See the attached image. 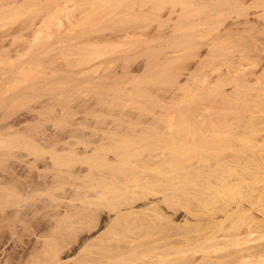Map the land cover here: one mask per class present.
I'll use <instances>...</instances> for the list:
<instances>
[{
	"label": "bare ground",
	"instance_id": "bare-ground-1",
	"mask_svg": "<svg viewBox=\"0 0 264 264\" xmlns=\"http://www.w3.org/2000/svg\"><path fill=\"white\" fill-rule=\"evenodd\" d=\"M23 1L25 0L22 1L0 0V19L2 18L1 19L2 21L6 20V19L3 20V17L4 18L9 17L8 19H10L9 14H11V12L14 11L15 9L9 12V10H7L8 7L12 9L13 7L12 5H16V7L14 6V8L17 9L18 4H22L20 7L22 6L25 7V5L27 7V3L26 4L24 3L30 2L31 0L29 1L26 0L24 3ZM39 1L40 0H38V3H36V1L33 0L31 1V3L28 4H30L31 7L33 6L32 9L35 11L36 9H34V5L35 7L38 8L40 4ZM45 1H47L48 4L50 0L49 1L45 0ZM45 1L43 0V3ZM58 1L59 0H57L56 3L52 4L51 6H48V8L45 10L44 8L47 7L46 6L47 4H45L46 2L44 3L45 5L40 4L41 7L42 5L43 7L45 6L44 8L43 7L42 8L46 13L43 14L44 16L40 17V14L42 13L40 10L42 9L40 10L38 9V11L40 12L36 11V14L39 13L37 14L38 22L32 20L35 22L33 23L31 20L30 21L27 20L29 23L31 22L30 23L32 24L31 26L29 25L28 22L27 23L25 22L23 24L21 23L24 26L26 24V26L30 30L25 28L26 26L22 27L21 24H20L21 25L20 28L18 27H17L18 29L16 28L17 30L15 28L10 29L11 28L10 26L8 29L7 28L8 25L6 26L7 22H5L6 24H3V22H1V24L3 25L2 26L3 29L5 30L7 28L9 31L7 29L6 30L10 33V35H7L8 33L7 31H4L5 33L3 31H0L1 32L0 56L3 54L5 56L6 54V52H4L3 50L6 49L5 47H7L8 45L7 43L5 44V42L8 40L7 36L11 37L14 35H18V34L11 35V32L16 33L18 32V30H20L19 32H21V28L22 30H24L25 28V30H28L30 32L32 28L33 32H30V34L32 35L33 33L34 34L33 36L37 37V35L40 34V32H43L44 30L41 27L43 25L47 27V24L52 22L53 24H56L55 27L58 25L59 29L61 26L63 27L65 22H67L63 27L64 29L67 28L66 25L69 26L70 24V22L68 21L69 19L67 21L66 19L65 20L63 19L65 21L63 22L62 19L57 20V18L58 17L61 18V12L64 11V5L65 6L68 5H66L65 3L63 5V8H61L62 5L59 3L60 1L59 2ZM111 1H113L116 4L118 2L122 3L120 5L119 3L117 4L119 5L118 7L120 11H122L121 8H123L121 7V5L124 4L126 7L127 4V3L126 4L123 3L126 0H123V2L122 0L120 1L118 0L117 2L115 0H86V1L83 0V3L87 2L85 3L86 5L88 3H91L93 7L92 8L93 11L92 9L90 11L88 5L91 4H88L86 7L87 9L84 10L83 12L85 13V11L89 9V13L87 12L89 16L91 13V15L94 16V19L99 20V17L101 18L102 11L106 9L105 8L106 6L108 9L107 4H109ZM127 1L129 2V0ZM151 1L153 0H150V2ZM157 1L158 3L164 4L162 0H157ZM175 1H178L179 3L181 2L182 5H184L185 3L184 0H175ZM185 1L186 3L183 6L184 9L186 5H189L187 3V0ZM192 1L193 0H191L190 2ZM32 2H35V4L32 5L33 4ZM113 2H111L112 5L110 7L115 5ZM132 2L136 4L134 0H132L131 3ZM153 2L154 3H152L151 7H153V5L154 8L155 6L160 7V5L155 4L156 0H154ZM165 2H166V5L164 4L165 6H167V2L168 4L170 3L167 0ZM178 2H176V4H178ZM201 3L200 2L198 3L201 5V7L203 6L204 8V6H206L205 7L206 9L204 8L205 10H203V8L201 9L203 14L201 17L204 16L206 19H202V18L200 19V17L198 19V17L194 16L192 12L194 13L195 11L196 13H198L199 11L201 12L200 10L201 7L200 8L198 7V11L190 10L192 6L195 8L194 3H190L189 6L192 5L191 7L187 6L189 7L188 9L190 10L188 11L187 15L192 13L191 17H193V19L192 18L190 19V16H188L187 19L186 17L183 16L186 15L185 13L187 12L188 9L184 10L183 8H181L182 10L185 11L184 12L180 9L183 12V14L177 9H175L177 10L175 12L173 10L174 9L173 7H175L174 6L175 3L172 4L173 7L172 5L170 8L169 5L167 6V9L169 8L170 11L168 10L169 15L166 14V17L168 19L166 18L164 21L162 20L161 17L158 16V13L157 15L156 14L154 15L152 13V12L155 13V11L156 12L160 11L162 9V6L164 7L165 10L166 8L164 5H161V9L158 8L156 10L155 8L152 9V11L148 9V11L152 13L151 15L154 16V17L153 16L150 17L151 15L149 16L148 13L147 14L148 18L146 16L142 18L140 11H137L135 8H133L135 10L131 12L132 4H130L131 7L130 6L126 7L128 8V10L125 7L123 8L125 9V11L130 10L129 12L131 13V16L130 15L127 16H129L128 19L130 18L131 20L137 17L136 13H139L138 17L140 18V20L143 19L146 21L147 18V22H152V20L151 21L148 20L149 18L151 19L161 18L163 23L162 21L160 22V20L158 22H160L161 24H158L157 20H155V22L153 20V22L154 24H156L157 22L156 25L158 29L161 26H163V28L161 27L159 30L158 29L156 30V28L153 27L155 26L153 22H152L153 26L151 23L147 25V26L151 25L152 27L151 26L150 27L156 30L155 32L157 33L153 31L154 29H149V27H147L149 30L152 31V35H149L151 34L149 33L151 31H147L148 29L146 30V27H144L148 23L145 22L146 23L145 25H141L143 20L140 21L138 19L140 22L139 23L138 20L134 19L133 22L136 21L137 25L134 23L133 26L131 23L129 24L128 27L127 24L131 20L130 21L127 20L126 14L127 13L130 14V13L129 12L125 13V11H122L123 15L121 16L120 14H122V12L117 13V7H112L113 9L112 8L109 9H112L113 11L115 10L116 16L118 17L114 16L115 12H112L111 10H108L111 12L107 13L108 11L106 9V12H104V14L102 15V20L103 17L104 18L106 17L103 20V22L106 19H107L106 21L109 20L113 21L112 23L110 21L108 24L109 26H111L112 24V26L114 27L111 28L114 29L110 30L111 28L106 26L108 24L104 22L106 24L104 25L101 21L102 26L100 27V24L98 25L99 26L98 28L100 29L98 30V33L104 30L103 29L104 26H106V29L103 31V33H105L106 30L107 31L109 30L111 31L110 32L111 34L109 32L108 33L111 36L116 34L114 33V31L115 32L121 31L120 33L122 34H118L119 33L118 32L116 35H119L118 38L119 40L121 39L120 38L121 36L126 37V39L123 38L121 39L123 45L122 43L120 44L119 41L118 42L116 41L118 43L116 44L114 39H110L111 41L109 40V42L106 43L104 41L105 39L104 40L102 39L104 37L103 35H105L103 33L101 34L99 33V35H101L102 38H99L97 33L96 35L98 36V39L97 36H95L96 40L95 38H93L94 41L93 40L91 41V38L94 37L93 35L95 34L92 35L91 33H89L90 34L89 36H91L90 40L87 34L88 31L86 33L88 39H86L87 37L84 38L86 34L83 36L84 39L88 40L86 45L83 43V46L87 47L88 45H90V48L87 47L88 55L83 56V58L87 57L88 59L85 58L84 60L87 59L88 61L90 60V62L91 59L93 60L94 58L92 57L90 59L91 56L89 55H91L92 51H96L98 46L100 47L102 46L105 48L104 50H106L109 46L112 45L115 53H112L113 51L112 47L111 49L110 47L108 48L109 51L110 50L112 51L110 52L108 50L104 51L109 56H110L109 53L113 55L114 54L117 55L116 52L119 50V49L117 50L119 46H122L120 47L121 50H123V47L125 48L127 47L125 52L129 51V53L132 52L136 53L135 52L137 51L136 47L139 46L138 48H141V50H143V53H145V55L149 54L148 59L146 58L147 60L143 59L146 62L144 61V63L142 64L141 61L142 64V65L140 64L141 70L138 69L140 70V72L138 73H137L138 70L136 69V66L134 64H133L135 66L134 68L137 70L136 71L134 69V71H136L135 73L132 72L129 73L128 67L126 69V66L124 68L125 70L122 69L123 63L125 64L126 62L125 61L122 63L121 61L124 60L122 58L123 60L121 59L120 61L122 65L119 63L122 66V67L120 66L122 71L118 72L121 74L117 75L116 73L117 70L114 76H112V74L110 73L111 78L108 79L111 82L110 84L109 82H106L107 79L105 80V78L109 77V74L107 72L108 70L115 68L117 66H115L116 64H113L115 67H112L113 65H109L110 64L109 62L107 63H109L108 65L111 67H109L110 69L107 68L108 70L106 73L104 72L105 74H107V76L105 75L106 77L104 76L105 78L103 76L100 77L101 75L104 74V73L102 74V72L100 73L101 75L95 76L99 80H96L95 77H93L92 79L87 78L89 80H92V82L95 84L94 86H92L93 84L91 86L94 88L96 86L97 89L96 92L99 94V98L101 97L100 99L102 100V102L103 101L104 103L106 102L105 108L109 104H110L109 107H111V105L113 106L116 103L121 104L122 102H123V107H125L124 105L127 106V104L126 103L124 104V102L130 96L127 93H130L132 94L130 96L131 100L128 99L127 102H129L130 100L129 102L130 104L134 98L135 100L133 101L135 102L131 104L132 105L135 104V106L139 104L138 105L139 110H136V112L140 114L139 111H141L140 110L141 107V109L143 110L142 112L143 113L145 112L144 114L148 115L149 117L143 116L144 114H140L142 115L141 117L138 114L137 117L134 116L133 113L134 111H132L133 110L132 107L131 109H129L131 106L130 105L129 108H127L128 110L125 108V110H127L126 113L125 111H123L124 113L121 112L123 113V118H118L119 121L118 123L114 120L116 122V125L114 123L115 126L109 125V122L111 123L112 121L111 119V121L109 120V122H107L109 125L107 127L104 126V128L102 127L99 128L98 130L92 128L93 130L96 131L93 132L91 130V133L89 131V133L87 134L85 131V134H82L83 142L82 140L81 141L79 140L78 136H75L74 138L75 139L78 138L76 140L80 142L78 143V145L83 144V150H85L84 151L85 153L81 155L83 157L79 156V159L83 158V162L79 159L78 160L80 161V163L82 162L83 164L84 163L87 164V166H84L85 168L86 167L87 168L86 169L83 168L85 170H82L84 179H81V181L83 184L82 185L80 184V186H78L79 188L81 186L83 187V193H82L83 196L80 195L81 192H79L80 196L77 195L79 197L82 196L81 199L83 198V200L81 201L79 200V202L83 201V204L78 203L80 205H74V207L70 209L69 208L70 202L68 201L73 200L74 202L76 200H74L73 198L72 200L67 199L66 201L62 197L64 201L69 203L66 204V202L63 201L64 202L63 205L60 206V207L64 206L65 210L63 209L64 211L62 213L60 212L59 214L52 215V217L50 216L51 218L47 220L45 219V221L43 220L44 222L40 220L39 217H37L38 214L40 213L38 210H42L41 208H43V210L47 209V207H50V202L49 201L45 202L46 200L45 201L39 200L37 203V201L34 202L36 200L35 197L37 198L38 194H44V193H45L44 196H46L47 194L52 195V193L54 192L52 190L55 189L53 187H58L57 184L55 185L56 182L53 181L54 184L51 183L49 181V178L48 180L45 178L44 179L41 178L42 182H36L35 180L30 182L29 180L18 181V179L16 181L15 175H14L15 180L13 179L7 180L8 179L7 177L6 180L0 178V264H72V261L75 259L74 258L75 256L73 257L71 254L73 253L77 254L79 252L81 254L82 251H83V255H82L83 264H264V240H262V238H264V195L262 194V192L264 193V190L262 191V189H264L263 188L264 186H262L261 190L259 189L261 188V185L263 183L261 180H264L263 178L264 175V0H205V2H203L204 3L203 5ZM36 4L38 5L36 6ZM30 6L27 8L30 9L31 8ZM26 7L25 9L29 12L27 14L31 16L30 14L31 9L28 10ZM253 7H255L254 9L257 8V10L255 12L253 10V13H251L252 16L255 18L250 19L251 17L250 12L252 11L251 9H253ZM23 8L21 9L26 11ZM146 8H142L140 10L143 11V9L146 10ZM224 9H226V11L227 9L232 10V11L228 10V12H232V13H233V9L235 11L237 10L235 13L239 11L242 14V16L245 18H243L241 14H239L238 12L237 15H234L235 18L236 16L240 15L239 17H242V19H239V17L234 19L233 14L235 13L233 14L225 13L226 11ZM5 10H7L6 13ZM164 10H162L161 12H163ZM213 10L215 12H213ZM178 11L181 14L177 13ZM203 11H206L205 13H208L209 15L212 14V17L214 18L215 15L213 14H216L219 11L221 12V15L220 13L219 14L217 13L216 18L213 19L211 16L209 17L208 14L207 17V15L203 13ZM134 12H135V17H133ZM174 12L177 15H175ZM84 13L83 15L85 16L86 13L85 14ZM146 13L142 15H146ZM172 13L175 15L173 17L176 16L179 17L178 14L182 16L179 17V19L178 18L171 19L170 16H172ZM222 13L228 14V17H230L231 16L230 14H232L233 17L231 16L232 19H229L228 21L227 20L228 17H226V15L224 14L225 15L224 18V15ZM88 14H86V17L88 16ZM159 14L161 15L162 13L159 12ZM11 15L13 16V14ZM162 15L164 17V14ZM62 16H66V15H63L62 12ZM111 16L116 17L118 21L115 20L114 18L113 20ZM217 16L218 17L221 16L223 19H221V17H219L220 18L219 19L217 18ZM28 18L30 19V17H27V19ZM120 18L124 21H119L121 20ZM34 19L37 18L35 17ZM125 20L128 22H126ZM115 21L117 23H115ZM225 21H227V23H225ZM119 22L120 24H118ZM121 23H125V26L127 25V27L121 29L123 26V24L121 25ZM115 24H118L120 26H116ZM4 26L6 27L4 28ZM49 26L50 25H48V27ZM52 26L53 25H51V27ZM141 26L142 28L144 27L143 29H145L149 34L145 33V30H143L142 28L139 29V27ZM39 27L41 28L42 31L41 30L39 31L40 29ZM117 27H120L121 30H118ZM13 29H15L16 32H13ZM36 30L39 31L37 35L35 34L37 32ZM46 30L48 29H45V31ZM108 33H106V35ZM30 34H28V36ZM146 34L147 36H145ZM106 35L104 38H108V37L111 38V36L107 35L108 37H106ZM139 35H141L142 37ZM33 36L31 37L32 39L35 38ZM5 37L7 40L5 39ZM84 39H82L80 42L84 41ZM30 41H28V43L31 44ZM106 41L108 40L106 39ZM124 41H126L127 45L124 43ZM24 44L25 41L23 42V45ZM129 44L131 46H128ZM116 45H118V47H116ZM29 46L27 45L28 48ZM19 47H18V52H21L22 50L19 51V49L22 47L20 48ZM92 47H95V49L90 50ZM102 47L100 48L101 50L103 49ZM131 47L132 48L135 47V48H133L132 50ZM8 48L9 47H7V50H9L10 52L11 49ZM128 48L131 49L132 52L128 50ZM143 48L149 50L150 52L148 51H147L148 53L146 51L144 52ZM101 50H99L100 53L103 52V51L101 52ZM121 50H119L120 53ZM1 52L3 53L1 54ZM94 53L93 55L95 57V55H97L98 53L97 54ZM86 54L87 53H85L84 55ZM124 54L126 56L128 55V53L127 54L124 53ZM7 55H9V53ZM10 55L8 56L9 57L8 59L11 58ZM122 55L123 54L121 53V56ZM104 56L103 54L102 56L100 54V57L102 59H99L100 57L98 58L96 56L97 59L99 60V63L101 64L103 62V65H104V61L106 62L107 58L109 57L106 55L105 58ZM136 57L139 58V56ZM103 58H105L106 60L102 61ZM138 58H136V60ZM95 59H94L95 62L93 63H96L97 60ZM108 59H111V57H109ZM111 61L112 59L110 60V62ZM28 63H26L25 61L23 64L24 66H22V64L14 63L13 66L14 68L15 67L21 68L20 67L21 65L22 68H24V70L25 67L26 69L29 68L28 69L29 71L25 70V72L26 71L30 72L31 65L29 63L30 66L28 67L27 66ZM107 63L105 64L106 66ZM129 63L127 64L128 66L130 65ZM96 64L95 65L91 64V66L94 65L92 67H95L93 68L95 69V71L97 68L96 66L99 65ZM102 66L100 65L99 66L100 68L98 69L101 70ZM106 66L104 68H106ZM88 67L89 66H87V68ZM89 69L92 68H88L86 70L90 71ZM4 70L5 69L3 68V71ZM9 70L10 69L8 68V70L4 72L8 71L9 73L10 72L12 73L13 70L11 71ZM24 70L21 72L24 75H27L24 73ZM123 70L127 72H124ZM15 71L16 70L14 69L13 75ZM130 71H133V69ZM9 73L5 74V76L2 77L4 78L2 79V82L0 81V91H1L0 94H2V91L5 90L3 89V87L6 88L4 85L7 84V82L8 83L10 82L9 80L7 81L9 77ZM11 73L10 75H12ZM20 73L19 72L17 73L18 76H20L19 75ZM22 73L21 76L23 77ZM17 74L15 75L17 76ZM92 75L90 76L92 77ZM6 76L8 77L6 78ZM16 76H14L15 78L11 76H10L11 78H9L15 80L13 81L16 82L13 86L14 88L15 86H17L16 85L18 84L17 80L19 79L16 78ZM52 76L50 77V79L52 78ZM54 77L52 78V80L55 79ZM52 80L50 82H55L57 79L55 81ZM135 81L137 84H134ZM130 82L132 85L130 84ZM140 82L142 85L140 84ZM88 83L91 84L90 82ZM127 83H129V86ZM9 84L7 85V87L11 86V88H8L10 90L12 89V81ZM127 86L128 88H126L127 89L126 91H128V89L132 87L129 90L130 92L125 91V87ZM27 87L30 86L27 85ZM14 88L12 89L13 91ZM15 89L17 91L19 90L18 87H16ZM16 90L14 92V94L16 95L12 94V96L13 97L16 96L19 99V96L21 94L23 95L24 93L23 90L21 91V88L19 91L21 94L19 92L16 93ZM57 94L60 95L61 92L54 93V97L55 96L56 98L59 97ZM126 94L129 96H126ZM12 96H10L11 99ZM5 97L6 95H4V99L6 100ZM121 98L123 99L122 102H121ZM116 100H118V102ZM107 103L109 104L106 105ZM136 103L138 104L136 105ZM147 103L149 104L148 106ZM101 104L102 103H100L99 105L100 108L102 107ZM142 104L143 106H140ZM145 104L146 107L144 106ZM121 105H119V108H121ZM117 106L116 107L113 106V107L117 108ZM155 106L158 107L159 109H157ZM143 107L146 108V109L144 108L145 111ZM113 109L110 108L108 110L112 111ZM122 109H120V111ZM134 109H137V107ZM110 111H108L109 114ZM146 111H148V114ZM124 115L127 117H125ZM36 116H38V114ZM116 117H114V119ZM105 120L108 121V119ZM16 122L19 121L17 120ZM41 131L42 130H40V132ZM49 131L51 130L48 129V132ZM54 134L56 133L54 132ZM0 135L2 136V134ZM15 135H19V134H15ZM47 135L48 134H45L43 136L47 137ZM57 136L55 135L56 138L53 137L52 140L50 139L51 142L49 139L47 140L48 137L46 139H41L42 137H40L38 138V140L39 139L45 141L47 140L50 143H52L54 142L53 140L57 139ZM72 136H74V134L71 135V141L73 138ZM27 138L28 137H26V139ZM49 138H51V136ZM61 138L64 137L62 136ZM33 139L34 137L32 138V140ZM66 139L67 140H65V138L62 139V142H64V144L68 143L69 138ZM58 140L59 139H57L55 142L57 143V145L54 146L52 143L53 148L52 150H50V152L49 150L48 151L46 150L47 145H44V147L41 148V145H37V144L35 145V143H33L32 141H29L35 145L33 147V151L32 152L30 151L31 152L30 154H33L35 157L29 163L30 165L29 164L27 165H29L32 168L34 167V164H36V162L39 163V161L37 160L39 157H41L42 152H44L43 151L44 148H46L45 150L47 152H44L43 155L49 152L50 153L49 155L50 157H48L50 158L49 161L52 159L53 160L52 163L53 162L56 163L53 164V167L55 165L70 166L69 163L71 162L73 163V161L78 162L77 160H75V158L73 160V158H71L70 156H69L70 161L67 160L66 158L68 157L66 156L65 158L64 155L66 152L64 151H62V153L61 151L59 152L57 148L62 142ZM11 141L12 138L10 142ZM7 142L9 141L7 140ZM5 143L1 145L12 144V143L9 144L8 143L5 144ZM21 145L23 144L21 143ZM80 145L77 147H80ZM29 146L30 145H27V147ZM36 146L39 147L40 149L37 148ZM2 147L3 146H1V149ZM74 147L75 146L71 148L70 147L65 148L63 150H67V152L69 151L70 153L71 152L75 153L76 147L75 148ZM4 150H6L5 152H9V150L7 151V149ZM23 150H21L22 153ZM30 150H32V148ZM12 153L13 152H11V154ZM78 153L79 152H77L76 155L74 154V156L80 155ZM9 154H6L5 156H8ZM68 169L65 168L66 172ZM41 170H43L44 172V169ZM78 171H76V173H79ZM40 172L41 171H39V173ZM56 172L60 173L62 172V170ZM65 173L63 171V174ZM67 173H68L67 175L72 174L69 173V170ZM5 174H9V173H5ZM61 174L62 173H60V175ZM80 174L81 173L77 175ZM56 175H58V173ZM22 176H20L21 179L24 178ZM72 176H74V172ZM69 177L72 178L69 180V178L67 177L69 182L71 180L73 182V177L71 176ZM63 178H65L64 175ZM65 180L62 183L68 182ZM60 183L58 182V184ZM256 183L261 185L258 186V184ZM71 184L73 186V183ZM61 185L62 184H60V186ZM66 188L67 186L65 187V189ZM57 189L58 188H56L55 190ZM62 194H64L65 196V193ZM77 196L74 197L79 198ZM158 196H159L158 199L155 198ZM57 197L56 200L61 199ZM153 198H155L156 200L155 199L153 200ZM54 200L55 198L53 199V201H51L52 202L51 204H53ZM15 205L20 207L17 209V206ZM10 206L11 207L15 206L16 209L12 211L6 210L7 208H10ZM196 206L197 209L195 208ZM180 207L193 210L192 211L193 213H190V215L187 214L188 212H186L187 214L186 219L187 218L192 219L190 217H194L193 219L195 221L192 220L193 221L192 222L190 220L188 222V220L184 219L185 221L184 224L180 223L183 220L182 221L180 220V222L177 220L178 222H175L176 217L178 216L179 218V216L182 215L180 213L183 210L180 211ZM169 208L173 209V212H170L171 214L172 213L178 214L180 212L179 215H176V217L175 215H172L173 217H175V219H173L170 213L168 214V212L171 211V209ZM43 210L41 211V213L43 212ZM51 211H53V208L51 209ZM51 211L50 209L49 211L47 210V212L50 213ZM48 214L46 213V215ZM112 214L114 216H112ZM191 214L193 216H191ZM183 215L185 217L184 213ZM188 215L189 217H187ZM142 226L144 227L141 230ZM162 230H163V234L161 233ZM79 232L80 233L82 232L83 235L80 234ZM179 235L181 237L177 238V236ZM172 236H175L177 239L173 238ZM170 238L175 240L172 241L171 239L172 241L171 242ZM190 240L193 241L195 240L196 244L197 241L200 240L202 241H200L201 244L200 242H198L199 243L198 247H196L197 245H195L194 242H190ZM11 243L15 244L14 245L15 248H13L14 247L13 246L11 247L13 249H8L10 248L9 246H11ZM191 243L194 245L192 246ZM196 252H198V254L201 252L203 253L200 254L201 256L200 255L197 256Z\"/></svg>",
	"mask_w": 264,
	"mask_h": 264
},
{
	"label": "rangeland",
	"instance_id": "rangeland-1",
	"mask_svg": "<svg viewBox=\"0 0 264 264\" xmlns=\"http://www.w3.org/2000/svg\"><path fill=\"white\" fill-rule=\"evenodd\" d=\"M20 1H22V0H20ZM26 1V0H25ZM25 1H23V3L25 2ZM27 1H29V0H27ZM31 1H33V0H31ZM31 1L30 2H25L24 4H26L27 3V7H29L30 6V4H28V3H31ZM34 1H36V3H38V0H34ZM45 1V0H44ZM49 1V0H48ZM51 1L52 0H50L49 1V3H51ZM56 1L57 0H53L52 1V3L51 4H47V1H45L44 3L45 4H47L46 6V8H44L43 7V5H42V7L44 8V10L45 9H47L48 8V6H51L52 4H54V3H56ZM60 1V2H59ZM58 2L62 5L61 6V8H63V5L66 3V5H68V6H65L64 5V11H62L63 12V15H66V16H62V12H61V18H57V20L58 19H66V21L68 20L69 22H70V24H69V26H67L66 25V27L67 28H63L64 26H65V23H67V22H65L64 20H63V22H65L64 23V25H63V23H62V25H63V27H62V30H61V27H60V29H59V26L57 25L56 27H55V25L56 24H53V22L52 23H49V24H47V27L46 26H42L41 28L42 29H44L43 30V32H40V34H38V32L41 30V28L39 29V31H37L35 34L37 35V37L36 36H33L34 34L32 33V35L30 34V32H33L32 30V28H31V31L29 32L28 30H25V28H27V29H29L27 26H26V24H25V26L24 25H22L23 23H27L28 21H32V20H34V21H36V22H38L37 20H38V17H37V14H39V13H37L36 14V11L37 12H42L41 14H40V17L41 16H44L43 14H45L46 12L43 10V8L41 7V5L40 4H44L43 3V0H40L39 1V6H38V8L37 7H35V2H32L33 4L32 5H34V9H36L35 11L32 9V7L30 8L31 9V11H30V14H31V16H33V15H36V16H33V17H31V16H29V14H27V13H29L26 9H25V7H26V5H25V7L24 6H22V7H20L22 4H18V6H17V9L16 8H14V6L16 7V5H12L13 7H12V9L11 8H9L8 7V9L7 10H9V12H11L12 10H14V11H12L11 12V14H13V16L11 15V14H9V16H10V19H8L9 17H3V20L4 19H6L5 21H2L1 19V21H0V24H1V22H3V24H6L5 22H7V24H6V26H7V28L9 29V26L11 27L10 29H12V28H20L21 27V25H22V27L24 26L25 28H24V30H22V28H21V32H19L20 30H18V32H16V30L18 29H13V32H16V33H12L11 32V35H14V34H18V35H14V36H11V37H9V36H7V38H8V40L6 39V37H5V39L8 41H6L5 42V44L7 43L8 45H7V47H9L11 50H10V52H9V50H7V47H5L6 49H4L3 51L4 52H6V54H5V56H4V54L3 55H1L0 56V81L2 82V79H4V78H2V77H4L5 76V74H7V73H9L8 71L7 72H4V71H6V70H8V68L10 69L9 71H11V70H13L12 71V75H13V72H14V69L16 70L15 71V73H14V75L12 76V75H10V73H9V77L8 76H6V78L8 77V79H7V81L9 80L10 82L9 83H11V81H12V89L14 88L13 86H14V84L16 83V82H13V81H15L14 79H9V78H11V77H13V78H15L14 76H16L15 74H17L18 72L20 73L21 71H23L24 70V68H22V66H24L23 64H24V62L26 61V63H28V61H29V63H30V65H31V69H30V72H27V71H29L28 69L29 68H27L26 69V67H25V70H27L26 72H25V70H24V73L25 74H27V75H24L22 72V74H23V77L21 76V73L19 74L20 76H18V74H17V76H16V78H19L17 81H18V84H16L17 86H15V88L16 87H18L19 88V90L17 91L15 88H14V91L12 90V89H8V88H11V86L9 87H7V85L9 84L8 82H7V84H5L4 86L8 89H6V88H4L3 87V89H5L4 91H2V94H0L1 95V98H0V134H2V136L0 135V143L1 144H4L5 142L6 143H12V144H10V145H1V146H3L2 147V149H1V146H0V150L2 151V153H3V155H2V153H1V151H0V163H2V164H0V169H1V171H0V178L1 179H3V180H6L7 178V180H11V179H13V180H15L16 179V181H17V179H18V181H28L29 180V182L30 181H33V180H35L36 182H42L41 180L42 179H47L48 180V178H49V181L51 182V183H53L54 184V182H56L55 183V185L57 184L58 185V187H53V188H58L57 190H52V191H54L53 193H52V195H49V194H47L46 196H44L45 195V193L44 194H38V196H37V198L35 197V201L34 202H36L37 201V203H38V201L40 200V201H45V202H47V201H49L50 202V207H47V209H44L43 210V208H41L42 210H43V212L41 213V211L42 210H38L39 212V214H42L43 216H45V217H43L42 215H39L38 214V216L37 217H39V219L40 220H44L45 221V219L47 220V219H49V218H51L52 217V215H55V214H59L60 212L62 213L64 210H65V207L63 206V207H60L61 205H63V203L64 202H66L67 201V199L68 200H72L73 198H74V200H76V201H74L73 202V200L72 201H68V202H70V204L68 203V202H66V204L68 203L69 204V208L70 209H72V207H74V205H80L81 203L83 204V201L82 202H79V200L81 201V200H83V198L81 199V197L83 196V187L81 188H79L78 186H80V184L82 185L83 183H82V181H81V179H84L83 177V171L82 170H85L86 168L84 167V166H87V164L86 163H82L83 162V158L81 159H79V156H81V155H83L85 152V150H83V144H82V142H83V135L82 134H85V131H86V134L87 133H89V131H90V133H91V130L94 132V131H96V130H98L99 128H104V126L105 127H107V126H115L116 125V122L118 123L119 121H118V118H123V111H125V113H126V111L128 110L127 108H129V106H130V108L129 109H131V107H132V111H134L133 113H134V116H136L137 117V112H136V110H139L138 108H139V104L138 103H136V105L137 106H135V104L134 105H132L131 103H134L135 101H133V100H135L134 98H133V100L131 101V103L129 104V102H130V96L132 95V94H130V93H127V94H129V95H127L126 94V96H129V98L128 99H130L129 100V102H127L128 101V99H126V101L124 102V104L126 103L127 104V106L126 105H124L125 107H123V99L121 98V104H115V105H113L114 107H116L117 106V108H114L112 105H111V107H109L110 106V104L109 103H107L106 105H108V106H106V108H105V103H104V101L102 102V100L99 98V94L96 92L97 91V89H96V86H95V88L94 87H92V86H94L95 84L92 82V80H89V79H87V78H90V79H92L93 77H95V76H97V75H101L100 73L102 72V74L105 72H107V70L108 69H110L109 67H111V66H109V65H113V64H116L115 66H119L118 68L117 67H115L114 65L112 66V67H115V68H112V69H110V70H112V71H114V72H112V71H110V70H108V74H109V77L108 78H105L106 76H107V74H103V75H101L100 77H104L105 75V80L107 79V81L106 82H109V84L111 83L108 79L109 78H111L110 77V73L112 74V76H114L116 73H117V75L118 74H121V73H118V72H121L122 71V69H124L125 68V66H126V69H127V67H128V72L130 73V72H132V73H135L138 69H140L141 70V65L144 63V61L145 60H143V59H148V55L149 54H146L145 55V53H143V50H141V48H138V47H136L137 48V51H139V52H137V51H135L136 53H134V52H132V50H133V48H135V47H131L132 48V50L131 49H129L128 48V50H130L132 53H129V51L128 52H125V50L127 49V47L125 48V47H123V50H121V48L120 47H122V46H119L118 47V45H116V47H118L117 48V50L119 49V50H121V53L123 54L122 56H121V53L119 52V50L117 51V52H119V53H117L116 52V54L117 55H113V54H111V53H109L110 51H112V50H110L109 51V47H110V49H111V47H112V45L111 46H109L106 50H108L109 52V54H110V56L106 53V52H104V51H106V50H104L105 48L104 47H102L103 49L101 50L100 48V46H98V47H100V48H98L97 47V50L99 49V50H101V52L102 53H100L99 52V50L97 51V53H96V51H92L94 54H97V55H95V57H94V55H93V53L91 52V55H89V56H91L90 57V59L93 57L95 60H97L96 61V63L97 64H99L98 66H96L97 68H96V71H95V69H93V68H95V67H92V66H94L96 63H93V62H95L94 61V59L92 60L91 59V62H90V60L88 61L87 59V57H85V58H87L86 60H87V62H86V60H84L85 58H83V56H87L88 55V52H87V47L88 48H90V45H88L87 47L86 46H83V43L86 45V43L88 42V40H86V39H88V37H87V34H88V36L90 35L89 33H91L92 35L93 34H95V35H93L94 37H92L91 38V36H89V40H90V38H91V41L93 40V38H95V36H97L96 34L98 33V30H100L98 27V25L100 24V27L102 26L101 25V21H102V23L104 24V25H106L104 22H106L107 24L111 21V20H109V18H108V20L109 21H104L103 22V20L106 18H104L103 17V20H102V15L104 14V12H106V9H107V6L105 7L106 9L104 10V11H102V14H101V18L99 17V20L98 19H94V16H92L91 15V13H90V16H89V9H90V11H91V9L93 8L92 7V4L91 3H88V4H91V5H88V10L87 11H85V13L86 14H88V16L86 17V14L83 12L84 10H86L87 8V5L85 4V3H87V2H85V3H83V0H59ZM86 1V0H85ZM116 2L118 1V0H115ZM120 1V0H119ZM131 1L132 0H129V2L126 0L125 2H123V0H122V2L123 3H127L126 4V7H128V6H130V4H132L130 7H131V12L132 11H134L135 9L137 10V11H140V14H141V17L142 18H144L145 16L147 17L148 15L150 16L152 13L155 15H157V13H158V16L159 17H161L162 18V20L164 21L167 17H166V14H168V10L170 11V7H171V5L172 4H174V6L176 7H173V5H172V7L174 8L173 10L176 12L177 10H179L182 14H183V12L182 11H184L185 9L187 10L189 7H191V6H189L190 5V3H194V5H195V8L192 6L191 8H190V10H197L198 11V7L200 8L201 7V5L200 4H198L199 2L203 5L204 3L203 2H205V0L203 1V0H193L192 2H190L189 0H187V3L189 4V5H186V7H185V9L183 8V6L185 5V3H186V1L184 0V5H182L181 4V2L179 3L178 1H170V0H167V1H169L170 3H172V4H168V2H167V6L169 5V8L167 9V6H165L166 5V0L164 1V0H162L163 1V3L165 4H162V3H158V1L156 0V2H155V4L157 5H160V7H158V6H155V8H156V10L158 9V8H160L161 9V5H164L165 6V10H164V7L162 6V9L160 10V11H155V13L154 12H150V11H148V9L149 10H151L152 11V9H155L154 8V5H153V7H151V5H152V3H154L153 1H151L150 2V0H134L135 1V3L136 4H134V2H132L131 3ZM161 1V2H162ZM197 3H196V2ZM64 2V3H63ZM103 2V1H102ZM111 2H113V1H111ZM109 3V4H107L108 5V9H107V11L108 10H111L112 12H115V10L113 11L112 9V7H117V13H121L122 11H125V9H123L124 7H125V5L123 6V5H121V7H123V8H121V10L122 11H120V9H119V5L120 4H122V3H119V5H117L116 3H114L115 5L114 6H112V7H110L111 5H112V3ZM146 4H145V3ZM176 2H178V4H176ZM20 3H22V2H20ZM129 3V4H128ZM138 3V4H137ZM140 3V4H139ZM142 3V4H141ZM145 4V6H144V4ZM150 3V4H149ZM183 3V2H182ZM44 4V5H45ZM147 4H149V5H147ZM29 5V6H28ZM38 4H36V6H37ZM106 5V4H105ZM104 5V6H105ZM117 5V6H116ZM136 5H139V6H136ZM136 6V7H135ZM146 6H147V8H146ZM187 6H189V7H187ZM11 7V6H10ZM24 7V8H23ZM26 7V8H27ZM66 7V8H65ZM91 7V8H90ZM125 7V8H126ZM129 7V8H130ZM140 7V8H139ZM146 8V10H147V13H146V10L145 9H143V11L142 10H140V9H142V8ZM148 7H151V8H148ZM206 6H204V8H205ZM21 8H23V9H25L26 11H24V10H22ZM109 8H112V9H109ZM133 8H135V9H133ZM181 8H183L184 10H182ZM203 8V6L200 8V10ZM203 8V10H205ZM207 8H209V7H207ZM252 8V7H251ZM251 8H249V9H251ZM255 7H253V9H251L252 11L250 12V14L251 13H253V10H254V12L257 10V8L256 9H254ZM11 9V10H10ZM28 9V8H27ZM30 9H28V10H30ZM38 9L40 10V9H42V10H40V11H38ZM67 9V10H66ZM116 9V8H115ZM118 9H119V11H118ZM127 10H128V8H126ZM133 9V10H132ZM175 9H177V10H175ZM182 11H181V10ZM7 10H5V13L7 12ZM61 10H63V9H61ZM125 11V13L126 12H129V11ZM162 10H164L165 11V13H164V11L163 12H161ZM172 10V11H173ZM189 9L187 10V12L185 13L186 15H183L184 17H186V19H187V17L188 16H190V19L192 18L193 19V17H191V15H192V13L194 14V16L195 17H198V19H199V17H200V19L202 18V19H206L204 16V18L203 17H201L203 14H202V10H201V12H200V15H199V12L198 13H196V11H195V13L197 14H195L194 12H192V13H190L189 15H187L188 14V11H190ZM212 10V9H211ZM225 11H226V9H224ZM228 10L229 9H227V11L225 12V13H232V12H228ZM32 11H34V12H32ZM92 11H93V9H92ZM111 11H108L107 13H110ZM136 11V12H137ZM154 11V10H153ZM177 12V13H180V12ZM207 11V10H206ZM206 11H203V13H205ZM209 11V10H208ZM222 11V10H221ZM229 11H232V10H229ZM237 11V10H236ZM234 9H233V13H235L236 12ZM250 11V10H249ZM14 12V13H13ZM44 12V13H43ZM88 12V13H87ZM142 12V13H141ZM159 12L160 13H162V14H164V17H163V15L161 14H159ZM174 12V13H175ZM185 12V11H184ZM210 12V11H209ZM213 12H215L214 10H213ZM239 12V11H238ZM238 12L237 13H235V14H233V16L234 15H237L238 14ZM83 13L85 14V16L83 15ZM124 13V14H125ZM130 13V12H129ZM144 13H146V15H142V14H144ZM149 13V14H148ZM180 13V14H181ZM218 14L220 13V15H221V12L219 11V12H217ZM216 13V14H217ZM225 13H222L223 15L225 14ZM137 14V17L139 16V13H136ZM148 14V15H147ZM180 14H178V16L179 17H181L180 16ZM206 15L208 14V13H205ZM216 14H213V15H215V18H216ZM232 14H230L231 16H232ZM239 14H241L240 12H239ZM4 15H6V14H4ZM118 15V14H117ZM121 16L123 15V12H122V14H120ZM120 15H119V17H120ZM127 15H130L131 16V13L130 14H126V16ZM133 15V14H132ZM169 15V14H168ZM167 15V16H168ZM175 15H177L176 13H175ZM173 13H172V16H170V18L171 19H179V17H173V16H175ZM199 15V16H198ZM209 15V14H208ZM208 15H207V17H208ZM226 15V17H228V14H225ZM225 15H224V18H225ZM229 15V16H230ZM7 16H8V13H7ZM12 16V17H11ZM114 16H116V12H115V15ZM153 15H151L150 17H152ZM212 17V14L211 15H209V17ZM231 16L230 17H228L227 18V20L229 21V19H232L231 18ZM232 16V17H233ZM240 15H238V16H236V18L237 17H239ZM241 16H242V14H241ZM255 16V15H254ZM27 17H30V19L28 18L27 19ZM37 18V19H34V18ZM39 17V18H40ZM89 17H91V18H89ZM97 17V18H98ZM112 17V16H111ZM116 17H118V16H116ZM116 17H112V19L114 18L115 20H117L118 21V19L116 18ZM128 17L129 16H127V20H131L130 18L128 19ZM133 17H135V12H134V15H133ZM133 17H131V18H133ZM135 17V18H133L127 25H128V27H129V24H131L132 23V25L135 23L136 24V21H134L133 22V20L135 19V20H140V18L138 17ZM154 17V16H153ZM156 17V16H155ZM169 17V16H168ZM173 17V18H172ZM194 17V18H195ZM219 17H221V16H219ZM218 16H217V18H219ZM243 17V16H242ZM242 17H239V19H242ZM247 17V16H246ZM248 17H249V15H248ZM44 18V17H43ZM93 18V19H92ZM123 18V17H122ZM124 18H125V15H124ZM123 18V19H124ZM148 18V17H147ZM147 18H146V21L145 20H143V19H141V20H143V24L141 23V25H145L146 23H148V24H146V26H144V27H146V30L148 29L147 27H149V29H154V28H156V30L158 29L157 28V22L160 20V22L162 21L161 20V18H157V19H151V18H149L148 20L149 21H151L152 20V22H153V20H154V22H155V20H157V22H156V24H154V22H153V24L155 25V26H153V24H152V22H147ZM164 18V19H163ZM183 18V17H182ZM213 19H215L214 17H212ZM234 19H236L235 18V16L233 17ZM243 18H245V17H243ZM251 18H255V17H253L252 16V14H251V17H250V19ZM113 19V20H114ZM121 19V18H120ZM168 19V18H167ZM208 19V18H207ZM220 19V18H219ZM221 19H223L222 17H221ZM257 19V18H256ZM28 20V21H27ZM40 20H42V19H40ZM44 20V19H43ZM71 20V21H70ZM139 20H138V22H139ZM140 20V21H141ZM34 21H32L33 23H35ZM98 21V22H97ZM99 21H100V23H99ZM119 21H124V20H119ZM126 21V20H125ZM163 21H162V23H163ZM113 21H111V23H112ZM126 22H128V21H126ZM146 22V23H145ZM160 22H158V24H161ZM22 23V24H21ZM29 23V22H28ZM31 23V22H30ZM29 23V25L31 26L32 24H30ZM115 23H117L116 21H115ZM140 23V22H139ZM138 23V24H139ZM149 23H151L152 24V26L154 27V28H151L150 26H147V25H149ZM225 23H227V21H225ZM21 24V25H20ZM118 24H120V22L118 23ZM118 24H115L116 26H120V25H118ZM123 24V26H122V28L121 29H123V28H126L127 27V25L125 26V23H121V25ZM28 25V24H27ZM28 25V26H29ZM48 25H50L49 27L51 28H49L48 27ZM51 25H53L52 27H51ZM103 25V26H104ZM137 25V24H136ZM140 25V24H139ZM138 25V26H139ZM3 25L1 24L0 25V31H7L6 29L4 30L3 29V27H2ZM6 26H4V28L6 27ZM13 26V27H12ZM106 26H108V27H114V26H112V24H111V26H109V24L108 25H106ZM106 26H104V30L106 29ZM125 26V27H124ZM134 26V25H133ZM159 26V25H158ZM44 27V28H43ZM143 27V28H144ZM162 28H163V26H161ZM161 27H159V29L161 28ZM109 28V29H110ZM116 28V27H115ZM118 28V30H121L120 29V27H117ZM142 28V26L141 27H139V29H141ZM142 28V29H143ZM45 29H48V30H46L45 31ZM50 29V30H49ZM58 29V30H57ZM64 29V30H63ZM114 29V28H113ZM112 28L110 29V30H113ZM147 30V31H151V30ZM158 29V30H159ZM30 30V29H29ZM59 30H61V31H59ZM101 30H102V28H101ZM104 30H102V32L100 31L99 33L101 34V33H103V31ZM143 30H145V29H143ZM143 30H141V31H143ZM145 30V33H147V34H149V33H151V34H149V35H152V31L151 32H147ZM155 29L153 30L154 32L156 31ZM9 31V30H8ZM7 31V32H8ZM11 31V30H10ZM42 31V30H41ZM87 31H88V33H87ZM116 31H117V29H116ZM140 31V30H139ZM2 32V33H3ZM84 32V33H83ZM110 33L111 31H107L106 30V32L105 33H103V34H105L106 35V33ZM113 32V31H112ZM119 31H117V32H115L114 31V33H118ZM121 32V31H120ZM118 33V34H122V33ZM1 33V32H0ZM5 33V32H4ZM3 33V34H4ZM22 35H21V34ZM30 34L29 36H28V34ZM87 33V34H86ZM99 33H98V36H99V38H102L101 37V35H99ZM107 34L108 36H111L110 34ZM155 33H157V32H155ZM86 34V36H84ZM102 34V35H103ZM113 34V33H112ZM116 34H114V35H112L111 36V38L110 37H108L107 35H106V37H108V38H104L105 37V35H103L104 37L102 38L106 43L107 42H109V40L110 39H114L115 40V42L117 41H119V43L121 44L122 43V45H123V42L121 41V39L123 38V39H126V37L124 38L123 36H121L120 38V40L118 39L119 38V35H116ZM143 34V33H142ZM147 34L145 35V36H147ZM154 34V33H153ZM1 35V34H0ZM7 35H10V33L8 32L7 33ZM116 35V36H115ZM148 35V36H149ZM35 37L34 39H32L31 37ZM83 36H84V38H86V39H84L83 38ZM98 36H97V39H98ZM114 36H115V38H117V39H115L114 38ZM118 36V37H117ZM139 36H141V35H139ZM14 37V38H13ZM142 37V36H141ZM10 38V39H9ZM147 38V37H146ZM26 39H27V42H26ZM29 39V40H28ZM82 39H84V41H82V42H80ZM106 39L108 40V41H106ZM31 40V41H30ZM33 40V41H32ZM85 40H86V42H85ZM95 40H96V38H95ZM113 40V41H114ZM5 41V40H4ZM25 41V44L23 45V42ZM28 41H30L31 42V44L30 43H28ZM91 41H89V42H91ZM94 41V40H93ZM111 41V40H110ZM129 41V40H128ZM12 44H11V43ZM15 42V43H14ZM104 42V43H105ZM114 42V43H115ZM116 42V44H118ZM4 43V42H3ZM103 43V44H104ZM124 43L126 44V41H124ZM128 43V42H127ZM160 43V42H159ZM22 44V45H21ZM29 44H30V46H29ZM109 44H111V43H109ZM125 44H124V46H125ZM131 44V43H130ZM128 45V46H131V45ZM20 47H22V48H20ZM27 45L29 46V48L27 47ZM127 45V44H126ZM6 46V45H5ZM133 46V45H132ZM14 47V48H13ZM18 47L20 48L19 49V51L20 50H22L21 52H23V53H21V52H18ZM85 47H86V49H85ZM142 47V46H141ZM8 48V49H9ZM17 49V52H16V49ZM24 48V49H23ZM93 48V49H92ZM90 50H94L95 49V47H92ZM85 49V50H84ZM112 49H113V47H112ZM144 49V52L146 51H148V52H150L149 50H146L145 48H143ZM5 50H7L8 51V53H9V55H10V53H11V55H10V59H8L9 57V55H7L8 53H7V51H5ZM15 50V51H14ZM28 50V51H27ZM142 52H141V51ZM16 52V53H14V52ZM34 52V53H33ZM128 53V57L124 54V53ZM147 52V53H148ZM3 52H1V54H2ZM22 54V55H20V54ZM85 53H87L86 55H84ZM112 53H115V51H114V49H113V51H112ZM139 53V54H138ZM90 54V53H89ZM100 54H101V56H102V54H103V56L105 55H107V56H109V57H111V59H112V61L110 62V60L111 59H108L107 58V60H109V61H107L105 58H103V60L102 61H104V60H106V62L104 61V65L107 63V62H109V63H107V66H106V68H104L105 66L103 65V62L100 64L99 63V60L97 59V57L99 58L100 57ZM144 54V55H143ZM6 55H7V58H6ZM93 55V56H92ZM112 55V56H111ZM120 55V56H119ZM133 55V56H132ZM140 55H142V56H140ZM88 56V57H89ZM97 56V57H96ZM116 56H118V57H116ZM129 56H131V57H129ZM135 56V57H134ZM136 56H139V58L138 57H136ZM119 57H120V59H119ZM126 57H127V59H126ZM133 57V58H132ZM124 60H123V59ZM135 58V59H134ZM136 58H138L139 59V61H138V59L136 60ZM141 58V59H140ZM99 59H102L101 57L99 58ZM118 59V60H117ZM121 59L123 60V61H121ZM130 61H129V60ZM146 59V60H147ZM12 60V61H11ZM116 61V62H114V61ZM136 60V61H135ZM15 61V62H14ZM123 62H125V64L123 63V65H122V63ZM133 61H135V62H133ZM141 61H142V64H141ZM11 62V63H10ZM12 62H14L15 64L17 63V64H22V66L20 65V67L21 68H14V66H13V64L14 63H12ZM22 62V63H21ZM129 62H131V63H129L130 65V67L127 65ZM138 63V65H137V63ZM146 62V61H145ZM29 63H28V67L30 66L29 65ZM118 63V64H117ZM123 66H121L120 64ZM136 63V64H135ZM11 64V65H10ZM91 64H94V65H92L91 66ZM96 64V65H97ZM109 64V65H108ZM136 66V69L134 68L135 66ZM141 64V65H140ZM8 65H9V67H8ZM25 65V66H26ZM102 66L101 68V70L100 69H98V68H100L99 66ZM133 65V66H132ZM14 68H12V67ZM16 66V65H15ZM19 66V65H18ZM87 66H89L88 68H92V69H89L90 71H88V70H86V69H88L87 68ZM120 66L122 67V69L120 68ZM138 66V67H137ZM6 67V68H5ZM12 69H11V68ZM53 67V68H52ZM84 67H86V68H84ZM132 67V68H131ZM3 68L5 69L4 71H3ZM57 70H56V69ZM104 68V69H103ZM108 68V69H107ZM119 68H120V70H119ZM129 68H130V70H132L133 69V71H134V69L136 70V71H130L129 70ZM18 69H19V71H18ZM20 69H23V70H20ZM55 69V70H54ZM53 70V71H52ZM85 70V71H84ZM94 70V71H93ZM116 70H117V72H116ZM125 70V69H124ZM123 70V71H124ZM140 70H138L137 71V73L138 72H140ZM99 71V72H98ZM110 71V72H109ZM4 72V73H3ZM93 72V73H92ZM116 72V73H115ZM124 72H127V71H124ZM124 72H122V73H124ZM93 74V75H92ZM96 74V75H95ZM53 75V76H52ZM90 75H92V77L90 76ZM11 76V77H10ZM52 76V78L54 77L55 79H53L55 82H50L51 80H52V78L50 79V77ZM85 76V77H84ZM96 78V80H99V79H97V77H95ZM94 78V79H95ZM98 78H99V76H98ZM50 79V80H49ZM84 79H87L88 80V82H90L91 84H89L88 82H87V80H84ZM93 79V80H94ZM101 79V78H100ZM48 80V81H47ZM52 80V81H53ZM112 80V79H111ZM42 82V83H41ZM137 82H138V80H137ZM142 82V81H141ZM141 82H140V84H141ZM143 83V82H142ZM32 86H31V85ZM93 84V85H92ZM128 84V86H129V83H127ZM130 84H131V82H130ZM134 84H137L136 83V81H135V83ZM133 84V85H134ZM139 84V85H140ZM10 85V84H9ZM27 85H29L30 87H27ZM92 85V86H91ZM132 85V84H131ZM142 85V84H141ZM126 86V85H125ZM128 86L127 87H125V91L127 90L126 88H128ZM159 86V85H158ZM131 87V86H130ZM129 87V88H130ZM160 87V86H159ZM20 88H21V91L23 90V95L19 92L20 91ZM123 88V87H122ZM132 88V87H131ZM130 88V89H131ZM130 89H128V91H126V92H130L129 90ZM13 92H12V91ZM15 90H16V93L17 92H19L21 95L19 96V99L15 96V97H13L12 96V94L13 95H16V94H14V92H15ZM133 90V89H132ZM11 91V92H10ZM59 92H61V94L60 95H58L59 97H57L56 98V96L54 97V93H59ZM125 92V93H126ZM0 93H1V91H0ZM3 93H4V95H6V100L4 99V95H3ZM8 93H10V94H8ZM3 95V96H2ZM9 96V98H8V96ZM56 95V94H55ZM10 96H12V99L10 98ZM21 96H23V97H21ZM133 97V96H132ZM131 97V98H132ZM17 98V99H16ZM54 98H56V99H54ZM126 98V97H125ZM1 99H2V101H1ZM9 99V100H8ZM54 99V100H53ZM100 99V100H99ZM116 99H119V98H116ZM115 100V99H114ZM125 100V99H124ZM6 101V102H5ZM53 101H55V102H53ZM117 102H118V100H116ZM120 101V100H119ZM100 103H102L101 105H102V109L100 108ZM55 104V105H54ZM104 104V105H103ZM113 104V103H112ZM129 104V105H128ZM119 105H121V108H119ZM149 104L147 103V106H148ZM133 106H134V108H136L137 107V109H134L133 108ZM140 106H143V104L142 105H140ZM145 107H146V104L144 105ZM114 109H113V108ZM145 107H143V109L145 108ZM152 107V106H151ZM156 107V106H155ZM113 109L112 111H110V110H108V109ZM119 108V109H118ZM123 108V109H122ZM125 108L127 109V110H125ZM157 109H159L158 107H156ZM105 109V110H104ZM120 109H122L121 111H120ZM146 109V108H145ZM145 109H144V111H145ZM157 109H155V110H157ZM104 110V111H103ZM115 110H116V112H115ZM140 110L141 111H139V113L140 114H144L142 111V109H141V107H140ZM103 111V112H102ZM108 111H110V114H109V112ZM38 112V113H37ZM106 112H108V113H106ZM121 112H123V113H120ZM142 112V113H141ZM147 112V114H148V111H146ZM111 113H114V114H111ZM120 116H118L117 114ZM150 113V112H149ZM38 114V116H36ZM117 115V117H116V115ZM140 114H138L140 117L142 116V115H140ZM41 115V116H40ZM113 115V116H112ZM115 115V116H114ZM126 115V114H125ZM124 115V116H125ZM133 115V114H132ZM150 115V114H149ZM2 116V117H1ZM36 116V117H35ZM122 116V117H121ZM143 116H147V117H149L148 115H146V114H144ZM23 117V118H22ZM43 117V118H42ZM113 117V118H112ZM114 117H116L115 119H114ZM125 117H127V116H125ZM2 118H4V119H2ZM18 118V119H17ZM21 120H20V119ZM27 118V119H26ZM43 119V120H42ZM103 119V120H102ZM105 119H108V121L107 120H105ZM111 119H112V121H111ZM19 121V122H16V121ZM29 121V123H28V121ZM33 120V121H32ZM41 122H40V121ZM109 120L111 121V123L109 122ZM21 121V122H20ZM35 121V122H34ZM38 121V122H37ZM102 121V122H101ZM104 121V122H103ZM45 122V123H44ZM107 122H109V125H108V123ZM33 123V124H32ZM41 123V124H40ZM43 123V124H42ZM54 125H53V124ZM103 123V124H102ZM107 123V124H106ZM114 123H115V125H114ZM89 125V126H88ZM100 125V126H99ZM101 125H103V126H101ZM88 126V127H87ZM48 127V128H47ZM44 128V129H43ZM92 128H94V129H96V130H93ZM48 129L49 130H51V131H49L48 132ZM22 130V131H21ZM40 130H42L41 132H40ZM19 131H21V132H19ZM36 131H37V133H36ZM48 132V133H46V132ZM56 133V134H54V132ZM84 131V132H83ZM7 132V133H6ZM26 134H24V133ZM29 132H31V133H28ZM35 132V133H34ZM43 132H44V134H43ZM52 134H51V133ZM57 132H59V133H57ZM70 132V133H69ZM78 132V133H77ZM80 132V133H79ZM77 135H76V134ZM8 134V135H7ZM15 134H19V135H15ZM45 134H48L47 135V137L46 136H43V135H45ZM63 134V135H62ZM67 136H65V135ZM72 134H74V136H72L73 138L75 137V136H78V138H79V140L81 141L82 140V142H81V144L82 145H80V147H77V146H79L78 145V143H80L78 140H76V139H78V138H72V141H71V135ZM23 135H24V137H23ZM54 135V136H53ZM55 135L57 136V139H59L58 141H61L62 142V139H64L65 138V140H67L66 138H69L68 139V143H65L64 144V142H62V143H60V145L58 146V148L57 147H55V148H57L58 150H59V152L61 151V153H62V151H64V152H66L64 155H65V158H66V156L68 157V158H66L67 160H69L70 159V157L71 158H73V160H74V158H75V160H77L78 162H74L73 161V163L71 162V163H69L70 164V166L68 167L67 165L66 166H63V165H55L54 167H53V164H56V163H52V159L49 161V159L50 158H48V157H50L49 155H50V150H52V143H53V145L55 146V145H57V143H55L56 142V140H53L54 142H52V143H50L51 142V140H52V138L53 137H55ZM59 135H61V136H59ZM69 135V136H68ZM82 136V137H80V136ZM20 137V136H22V137H20V138H18V137ZM28 137L27 139H26V137ZM51 136V138H49ZM64 137V138H61V137ZM30 137H34V139L32 140V138H30ZM36 137V138H35ZM40 137H42L41 139H46L47 138V140L49 139H51L50 140V142L49 141H45V140H41V139H39L38 140V138H40ZM3 138H5V139H3ZM11 138H12V141L14 142H10V140H11ZM56 138V137H55ZM9 141V142H7V140ZM21 139V140H20ZM26 141H25V140ZM31 139V140H30ZM37 139V140H36ZM36 142H35V141ZM65 140H63V141H65ZM29 141H32L33 143H35V145L37 144V145H41V148H43L44 147V145H47V149L46 148H44V152H47L48 150H49V152L48 153H46V154H48V155H43L44 154V152H42V154H41V157H39L38 158V160L37 161H39V163H41V164H39L38 162H36V164H34V167H30L29 165V163L33 160V158L35 157L33 154H30L32 151H33V147L35 146L32 142H29ZM57 141V142H58ZM76 141V142H75ZM4 142V143H3ZM41 142V143H40ZM45 144H44V143ZM67 142V141H66ZM5 143V144H6ZM21 143L24 145H21ZM40 143V144H39ZM47 143V144H46ZM55 143V144H54ZM14 144V145H13ZM61 144H63V145H61ZM68 144V145H67ZM27 145H30L29 147H27ZM51 145V146H50ZM27 148H26V147ZM50 146V147H49ZM65 148H71V147H73V146H75L74 148H75V155L77 154V152H79L78 154H80V155H77V156H74V154L71 152H67V150H63V149H65ZM37 147V146H36ZM46 147V146H45ZM7 149V151L9 150V152H10V154H9V152H5L6 150H4V149ZM19 148H21V149H19ZM26 148V149H25ZM29 148V149H28ZM32 148V150H30ZM37 148H39V147H37ZM48 148H51V149H48ZM59 148H61V149H59ZM78 148H80V149H78ZM24 149V150H23ZM40 149V148H39ZM47 151H46V150ZM18 150V151H17ZM21 150H23V153H22V151ZM26 150V151H25ZM78 150V151H77ZM81 150V151H80ZM31 151V152H30ZM11 152H13L12 154H11ZM15 152V153H14ZM19 152V153H18ZM27 152H28V154H27ZM20 153H22V154H20ZM69 153V154H68ZM6 154H9L8 156H5ZM17 154V155H16ZM20 154V155H19ZM27 154V155H26ZM72 154V155H71ZM2 156V157H1ZM4 156V157H3ZM32 156V157H31ZM70 156V157H69ZM27 157V158H26ZM38 157V156H37ZM81 157H83V156H81ZM45 158H48V159H45ZM42 159V160H41ZM81 160L82 162V164L80 163V161L79 160ZM23 160V161H22ZM25 160V161H24ZM41 160V161H40ZM43 160H45V161H43ZM27 161V162H26ZM70 161V160H69ZM21 162V163H20ZM25 162H26V164H25ZM27 164H29V165H27ZM86 164V165H85ZM17 165V166H16ZM26 165V166H25ZM37 165V166H36ZM40 165V166H39ZM45 165V166H44ZM48 165V166H47ZM16 166V167H15ZM42 166H43V168H42ZM48 168H47V167ZM57 166H58V168H57ZM4 167V168H3ZM18 167V168H17ZM28 167H29V170H28ZM40 167V168H39ZM60 167V168H59ZM69 168L68 170H69V173H72V174H70V175H67L68 173V170H67V172H66V170H65V168ZM6 168V169H5ZM14 168V169H13ZM57 168V169H56ZM62 168V169H61ZM83 168H85V169H83ZM3 169H5V170H3ZM18 169V170H17ZM41 169H44V172H43V170H41ZM53 169V170H52ZM64 169V170H63ZM79 171H78V170ZM80 169H81V171H80ZM62 170V172H60V173H62L61 175H60V173L59 172H56V171H61ZM75 170V171H74ZM5 171H7V172H5ZM20 173H19V172ZM25 172V173H22V172ZM26 171H27V173H26ZM39 171H41L40 173H39ZM49 171V172H48ZM51 171H52V173H51ZM63 171H64V173L66 174H63ZM70 171H72V172H70ZM76 171H78L79 173H81L80 175H77V174H79V173H76ZM13 172V173H12ZM16 172V173H15ZM29 172V173H28ZM38 172V173H37ZM46 172H48V173H46ZM56 172V173H55ZM73 172H74V176H72L73 175ZM5 173H9V174H5ZM58 173V175H56ZM3 174V175H2ZM32 174V175H31ZM49 174H52V175H49ZM76 174V175H75ZM7 175H9V176H7ZM14 175H15V177H14ZM17 175V176H16ZM23 175V176H22ZM56 177H55V176ZM61 177H60V176ZM63 175H64V177L66 178V180H65V178H63ZM20 176H22V177H26L25 179L24 178H22L21 179V177ZM30 176V177H29ZM34 176V177H33ZM49 176V177H48ZM51 176V177H50ZM57 176H58V178H57ZM69 176H71V177H73V182H72V180L69 182V180L70 179H72V178H70ZM76 176V177H75ZM79 176V177H78ZM7 177V178H6ZM11 177H13V178H11ZM17 177H19V178H17ZM35 177H36V179H35ZM47 177V178H46ZM69 178V180H68V178ZM15 178V179H14ZM32 178H34V179H32ZM42 178V179H41ZM263 178H264V175H263ZM39 179V180H38ZM52 179V180H51ZM54 179V180H53ZM60 179V180H59ZM63 181H62V180ZM64 180L65 181H68V182H65V183H62V182H64ZM45 181V180H44ZM54 181V182H53ZM75 181H77V182H75ZM263 183H262V185L261 184H258V183H256V184H258V186L259 185H261V188H259L258 186V188L261 190L262 189V186H264L263 184H264V180H261ZM58 182L60 183V184H62L61 186H60V184H58ZM71 183H73V186H75L76 185V183H77V185L75 186V187H73L72 186V184H71V186H70V184ZM261 183V182H260ZM66 184H68V185H66ZM75 184V185H74ZM65 185V186H64ZM67 186V188L65 189V187ZM60 187V188H59ZM62 188H64V189H62ZM264 188V187H263ZM77 189V190H76ZM81 189V190H80ZM78 190H80V191H78ZM264 189H262V191H263ZM51 191V192H52ZM73 191V192H72ZM59 192H60V194H59ZM79 192H81L80 193V195H82L81 197H79L80 195H79ZM62 193H65V196H64V194H62ZM73 193H75V194H73ZM73 194V195H72ZM262 194L264 195V193L262 192ZM61 195V196H60ZM71 196V198H70V196ZM77 195H79V196H77ZM39 196H44V197H39ZM54 196V197H53ZM58 196V197H57ZM68 196V197H67ZM73 196V197H72ZM77 196V197H79V198H75V197ZM47 197H50V198H47ZM56 197L57 198H61V199H58L59 200V202H58V200H56ZM66 200V201H64L63 200V198ZM67 197V198H66ZM39 198H41V199H39ZM51 198H52V200H51ZM55 198V200H54V202H53V204H51L52 202L51 201H53V199ZM155 198H159V196L158 197H155ZM155 198H153V200L155 199ZM152 199V198H151ZM61 200V201H60ZM156 200V199H155ZM64 201V202H63ZM78 201V202H77ZM75 202H76V204H75ZM194 202V201H193ZM197 202V201H196ZM40 203V202H39ZM72 203V204H71ZM74 203V204H73ZM78 203H80V204H78ZM60 204V205H59ZM21 205V204H20ZM55 205V206H54ZM72 205V206H71ZM166 205V204H165ZM164 205V206H165ZM15 206H17V205H15ZM15 206H10V208H7L6 210H14V209H16V207ZM53 206V207H52ZM167 206V205H166ZM9 207V206H8ZM20 206H17V209L19 208ZM55 207V208H54ZM57 207V208H56ZM210 207H211V205H210ZM53 208V211H51V209ZM196 209H197V206L195 207ZM40 209V208H39ZM49 209H50V211H51V213L50 212H47V210L49 211ZM56 209V210H55ZM58 209V210H57ZM64 209V210H63ZM169 209H171V211H167L168 212V214L170 213V212H173V209L172 208H169ZM46 210V211H45ZM61 210V211H60ZM181 210H183L180 214H182V215H180L179 216V218H178V216L176 217V215H179V213L178 214H171L170 213V215L172 216V215H175V217H176V219H175V217H173V219H175V222H180V220L182 221V222H180V223H182V224H184V219H186V215L187 214H189L190 215V213H193L192 211L193 210H189V209H186V208H184V207H180V211ZM185 210V211H184ZM45 211V212H44ZM53 212V213H52ZM186 212H188L187 214H186ZM46 213L49 215V217H48V215H46ZM183 213L185 214V217H184V215H183ZM189 215L187 216V217H189ZM51 216V217H50ZM112 216H114L113 214H112ZM191 216H193L192 214H191ZM47 217V218H46ZM183 217V218H182ZM42 218H44V219H42ZM181 218V219H180ZM190 218H192V219H189V218H187L186 220H188V222L191 220H194L193 218L194 217H190ZM178 220V221H177ZM43 221V222H44ZM195 221V220H194ZM193 222V221H192ZM185 224H187V223H185ZM181 226V225H180ZM185 226V225H184ZM144 226H142L141 227V230H142V228H143ZM98 230V229H97ZM83 231V230H82ZM144 231V230H143ZM80 233V232H79ZM161 233L163 234V230L161 231ZM80 234H82V232L80 233ZM162 234H161V236H162ZM164 234H165V232H164ZM83 235V234H82ZM81 235V236H82ZM156 235V234H155ZM157 236V235H156ZM173 238H175V239H177V238H180L181 236L179 235V236H177V238L175 237V236H172ZM171 239L172 238H170V241H171ZM175 239H172V241L173 240H175ZM261 240V239H260ZM262 240H264V238H262ZM171 241V242H172ZM200 241H202V240H200ZM200 241H197V244L195 243L196 241L194 240H190V242H194V244L195 245H197L196 247H198V242H200ZM190 242H189V244H190ZM192 244V243H191ZM194 244H192V246L194 245ZM200 244H201V242H200ZM202 244H203V242H202ZM15 244L13 243H11V246H9L10 248H8V249H13V248H15V246H14ZM14 246V247H13ZM11 247H13V248H11ZM195 247V246H194ZM199 252V251H198ZM198 252H196V254H197V256L198 255H200V254H202L203 252H201V253H199L198 254ZM74 254V253H73ZM73 254H71L75 259L72 261V264H73V262H74V264L76 263V264H83V251H82V253L80 254V252L79 253H75L74 255ZM80 255H81V257H80ZM201 256V255H200ZM170 258H172V257H170ZM80 261H78V260ZM81 259V260H80ZM151 260V259H150ZM76 261H78V262H76ZM82 261V262H81ZM152 261V260H151Z\"/></svg>",
	"mask_w": 264,
	"mask_h": 264
}]
</instances>
